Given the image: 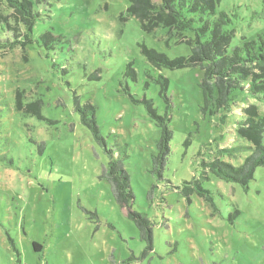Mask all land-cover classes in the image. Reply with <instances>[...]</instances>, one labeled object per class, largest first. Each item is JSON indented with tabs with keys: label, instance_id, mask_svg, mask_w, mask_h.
<instances>
[{
	"label": "rangeland",
	"instance_id": "rangeland-1",
	"mask_svg": "<svg viewBox=\"0 0 264 264\" xmlns=\"http://www.w3.org/2000/svg\"><path fill=\"white\" fill-rule=\"evenodd\" d=\"M27 1L34 24L0 0V264H264V167L244 188L208 166L244 162L255 145L239 122L251 105L264 115V99L239 93L222 123L205 102L200 66L149 61L150 49L190 54L188 39L149 28L132 0ZM218 9L234 16L232 45L264 32V0H221ZM41 34L59 41L46 49ZM75 100L95 109L105 145ZM158 117L173 135L161 175ZM112 159L130 174L129 207L103 177ZM185 181L201 189L186 193ZM129 211L151 220V242Z\"/></svg>",
	"mask_w": 264,
	"mask_h": 264
},
{
	"label": "trees",
	"instance_id": "trees-1",
	"mask_svg": "<svg viewBox=\"0 0 264 264\" xmlns=\"http://www.w3.org/2000/svg\"><path fill=\"white\" fill-rule=\"evenodd\" d=\"M17 13L29 24L36 15H32L31 3L27 0H8ZM134 4L130 10H137L140 15L150 21V27H163L171 30L176 35H182L188 40L190 54L171 59L155 49H150L149 61L158 68L171 69L200 66L203 70V80L200 83L206 104L212 111L223 112L220 120L225 121L231 107L239 100V93H246L251 97L264 99V32L253 39L243 38L240 45H232L235 37L234 20L231 14L221 10L218 6L221 0H132ZM31 17V18H30ZM28 24V25H29ZM142 25V23H141ZM143 27V26H142ZM152 28V29H153ZM58 36L41 34L37 42L43 43L46 49L58 43ZM163 89L167 88L169 80L164 78ZM150 112L152 101H147ZM75 110L80 113L81 122L90 130L93 139L100 145H105L104 137L97 123L95 109L89 105L81 106L75 100ZM250 114L239 122V132L246 133L252 138L254 150L248 154L240 165L224 162L217 158L208 162L211 172L226 181L236 182L248 188L254 179L258 167H264V115L258 112L255 105L247 109ZM156 117V116H155ZM159 118V117H158ZM160 119V118H159ZM158 122L161 127V138L158 142L159 153L153 156L154 172L161 175L164 165L168 160L169 143L172 132L165 123ZM1 121V120H0ZM240 147L223 148L218 156L227 153L232 156ZM204 165V164H203ZM205 167V166H204ZM103 177L111 183L112 191L120 204L129 207L134 200V192L130 183V174L124 167L121 159H112L108 167L103 169ZM186 193L201 189L197 181H185ZM131 217L149 242L152 240L151 220L143 213L129 211ZM36 251L40 245L33 244Z\"/></svg>",
	"mask_w": 264,
	"mask_h": 264
}]
</instances>
